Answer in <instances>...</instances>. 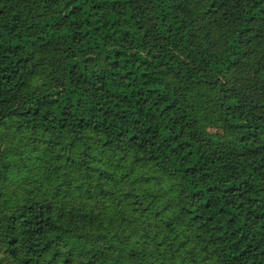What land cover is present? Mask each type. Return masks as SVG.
I'll return each instance as SVG.
<instances>
[{"label": "trees", "instance_id": "trees-1", "mask_svg": "<svg viewBox=\"0 0 264 264\" xmlns=\"http://www.w3.org/2000/svg\"><path fill=\"white\" fill-rule=\"evenodd\" d=\"M0 264H264V0H0Z\"/></svg>", "mask_w": 264, "mask_h": 264}]
</instances>
